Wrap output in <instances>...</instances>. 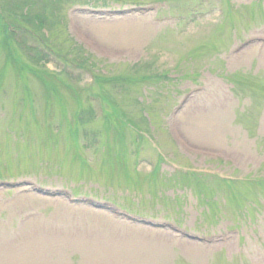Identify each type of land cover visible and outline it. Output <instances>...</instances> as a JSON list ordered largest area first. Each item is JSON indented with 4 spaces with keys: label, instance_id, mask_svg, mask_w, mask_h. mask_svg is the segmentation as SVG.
<instances>
[{
    "label": "rangeland",
    "instance_id": "1",
    "mask_svg": "<svg viewBox=\"0 0 264 264\" xmlns=\"http://www.w3.org/2000/svg\"><path fill=\"white\" fill-rule=\"evenodd\" d=\"M0 4V264H264V0Z\"/></svg>",
    "mask_w": 264,
    "mask_h": 264
},
{
    "label": "trees",
    "instance_id": "2",
    "mask_svg": "<svg viewBox=\"0 0 264 264\" xmlns=\"http://www.w3.org/2000/svg\"><path fill=\"white\" fill-rule=\"evenodd\" d=\"M26 6V5H25ZM29 6V5H28ZM13 12L7 14V17L5 16V10H4V6L0 4V19H1V24H0V33L1 34H6L7 35V40H9L8 35L10 36L11 40L12 38H14L15 34L18 32L17 31V26L18 24H21L22 28L24 26L29 25V28H27V30L29 31H33L34 35L37 36V32L42 34V38L45 40L48 37L44 35V30L49 22L48 17H42V16H35L34 18H32V15L28 14L27 12H23L19 15H17L16 17H14ZM12 16L14 17V19L12 18ZM19 21V23L17 22ZM6 48V46H5ZM46 50V52H45ZM61 55L60 53H58L54 48L51 49H44V53L40 54V59H44L46 61H50L52 60V57H57L59 60H61L63 62V57L59 56ZM42 62V61H41ZM79 65H81V63H78ZM122 83H127L128 79H119ZM125 83V84H126ZM128 116V114H127ZM124 121V120H122ZM126 124H128V119L126 120ZM226 182L227 181H223ZM255 182H258L259 184H264V178H258L257 180H255ZM205 183V182H202ZM205 185V184H202Z\"/></svg>",
    "mask_w": 264,
    "mask_h": 264
}]
</instances>
